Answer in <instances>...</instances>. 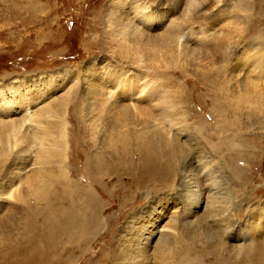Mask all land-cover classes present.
Wrapping results in <instances>:
<instances>
[{
    "label": "bare ground",
    "instance_id": "6f19581e",
    "mask_svg": "<svg viewBox=\"0 0 264 264\" xmlns=\"http://www.w3.org/2000/svg\"><path fill=\"white\" fill-rule=\"evenodd\" d=\"M108 1L101 14L107 23L109 44L116 47L113 51L115 60L111 61L112 68L106 66L103 72L89 68L84 71L89 76L84 80L87 86L83 96L78 90L79 73L63 74L61 83H56V79L50 76L48 80H32L29 83L14 79L0 86V117L7 118L0 123L2 157L19 151V146L24 142L27 144L23 152L25 156L31 157L34 152L40 165L52 163L55 166L54 171L40 166L28 176L26 164L13 169L10 176L15 187L10 195L6 192V188L11 186L5 184L8 180L0 183V207H4L3 203L14 196L22 201L23 189H27L36 204L44 202L45 208L55 211L53 216L47 217L46 222L52 227L58 217L62 219V208L68 198L70 205L67 203L65 215L70 213L69 208L72 207L83 205V208H89L91 203L103 196L105 178L127 175L126 167L131 170L132 176L136 172L141 176V172L146 171V177H142L139 187L146 191L143 195L147 193V198L153 195L152 191L157 187L167 190L172 182L179 148L181 150L180 143L173 135L187 138L185 119L188 115L198 117L202 122L201 131L206 133L211 127L230 125L234 117L244 118L246 111L248 117L250 111L262 109L258 104L255 109L253 100L263 94H250L247 90L250 84L259 85L264 77L261 26L252 24L251 16L247 15V23L250 22L251 27L248 31L243 28L240 6L227 8L225 0H161L164 6L159 10L157 2L151 0ZM253 7L254 1L247 0L243 9L249 14ZM245 40H248L246 47L242 46ZM216 60L224 63L225 71L230 70V77L224 84L217 80L223 77V73L216 67ZM185 65L195 70H210L214 76L203 73L198 76L199 82L193 83V91L185 89L174 81V78L185 77V71L182 69L179 77H173L169 72ZM68 80H73L71 89L43 104L51 95L62 91ZM69 103L74 108L73 123L68 121L65 110ZM29 131L33 132L28 135ZM220 134L217 132L208 137L215 140ZM225 141L234 142L235 139L227 136L223 143ZM215 149L219 150L220 146L216 145ZM226 151L231 161L234 151L229 148ZM5 162L7 160L2 164ZM197 168L202 175L192 173L190 168L183 177L188 198L192 197L188 202L190 205L185 202L183 207V215L187 217L193 216L195 209H200L205 202L207 208L213 207V203L203 200V191L217 192L215 174L209 175L207 167L201 163ZM207 182L210 186L202 187ZM129 185L128 190L133 195L136 192L132 189L134 184L131 181ZM150 202L153 203L152 200ZM125 205L126 202L123 207ZM165 209H161L157 215L160 216ZM262 213L261 210L255 218L252 217L253 220L246 224L247 228H242L237 238L244 241L260 236L264 232ZM115 218V215L110 216L107 224L114 222ZM78 221L70 228V233L79 232V229L75 230L76 226L82 225L86 230L85 247L106 225L103 220H93L86 214L79 224ZM204 222L203 218L198 217L192 219L189 225L201 228ZM213 222L220 227L221 234L226 237L231 235L229 222L213 220L211 224ZM38 224L36 222L33 228H37ZM131 228L137 231L139 227ZM166 232L158 227L147 231L143 247L148 240L159 234L165 236ZM91 235L93 237L90 239ZM56 238L55 235V244L49 245L51 251L57 248ZM182 247L185 250L183 262L190 264L194 246L184 240ZM263 250L264 246L260 243L248 248H236L238 258H226L221 263L239 264V256L248 255L258 258L255 260L258 264H264L261 259Z\"/></svg>",
    "mask_w": 264,
    "mask_h": 264
},
{
    "label": "rangeland",
    "instance_id": "374dc122",
    "mask_svg": "<svg viewBox=\"0 0 264 264\" xmlns=\"http://www.w3.org/2000/svg\"><path fill=\"white\" fill-rule=\"evenodd\" d=\"M151 1L157 2L159 10L164 6L161 0ZM252 1L255 7L249 14L244 10V3L247 0H225L224 4L227 8L240 6L245 26L243 28L247 31L251 27V23H247V15L251 16L252 24L261 26L264 43V0ZM108 2V0H0V86L14 79L29 83L32 80L45 81L50 76L56 79V83H61L63 74L79 73L81 77L78 90H81L80 95L83 96L87 86L84 80L89 76L84 71L89 68L91 71L103 72L106 66L112 68V62L115 60L113 51L116 47L109 44L107 23L101 14ZM247 44L248 40H245L242 46L246 47ZM216 61V67L223 73V77L217 80L224 84L230 77V70L225 71L224 63ZM178 66L169 72L173 77L175 75L179 77L184 70L186 76L174 78V81L191 91L193 83L199 82L197 79L201 74L209 73L214 76L210 70H195L190 65L180 69ZM260 81L257 86L253 84L247 86L250 94H263L253 100L255 109L258 108L257 104L262 106V109L250 111L248 117L246 111L244 118L234 117L230 125L220 124L203 133L199 118L192 114L188 115L185 119L187 138L173 135L180 143L181 150L179 148L174 162L172 182L169 183L167 190L157 187L152 191L153 195L147 198V193L143 195L146 191L139 187L142 177H146V171L141 172V176L137 172L132 176L131 170L126 167L127 175L123 177L110 175L105 178V183H102L106 192L104 191L103 196L94 201V204L91 203L92 206L89 208L84 206V209L83 205L72 207L69 208L70 213L65 215L66 205L69 204L68 198L62 208L63 217L61 220L58 217L54 227L47 225L46 222L47 217L53 216L55 211L45 208L44 202L36 204L34 197L28 195L27 189H23L22 201L16 196L6 200V203H3L4 207H0V264H184L185 250L182 247L184 240L194 246L190 264L198 262L223 264L221 261L226 258H238L236 248H248L258 243L264 246V232L256 238L250 237L244 241L237 238L242 228H247L246 224L253 220L259 211H263L261 216L264 217V77ZM72 87L73 80H68L62 91L51 95L43 104L52 98L54 100L60 97ZM206 99L211 103L208 97ZM65 110L68 121L73 123L75 114L73 104L69 103ZM4 120L7 118L0 117V123ZM220 129L221 131H218ZM32 132L29 131L28 135ZM217 132L222 133L215 140L208 137L214 136ZM227 136L233 137L235 144L228 141L223 143ZM216 145L220 146L219 150L215 149ZM19 147V151L9 155V158H3L0 153V183L8 180L5 184L11 185L10 188H6L9 195L15 187V184L12 185V175L10 176L13 169L26 164L29 169L27 176L40 166L46 167L48 171L55 169L52 163L40 165L34 152L31 157L25 156L23 152L27 147L26 143L22 142ZM226 148L235 152L232 153L233 161L227 157ZM4 160L7 162L3 165ZM72 161L74 163L71 159ZM199 163L207 167L209 175L215 174L217 192L203 191L205 198L203 200L213 203V207L207 208L205 202L200 209H195L196 213L193 216L187 217L183 215L185 213L183 207L185 202L190 205L188 202L192 197L188 198L183 177L185 171L190 168L192 173L202 175L201 171L198 172ZM200 179L202 182L203 179ZM131 181L134 184L132 189L136 191L133 195L128 190ZM207 186H210L208 182L202 185ZM116 187L118 191L114 189ZM125 202L127 206L123 207ZM164 207L166 209L158 216L157 212ZM84 214L93 220L101 219L106 222L87 247H85L87 243L83 242L86 230L79 224ZM114 215L116 216L114 222L109 221L107 224L108 218ZM198 217L205 220L204 226L191 227L189 222ZM78 219L79 225L75 230L79 229V232L71 235L70 228ZM213 220L229 222L228 231L231 235L226 237L221 234L220 227L214 225V222L211 224ZM36 222L39 224L37 228H33ZM132 226L139 228L132 231ZM157 227L167 231L164 233L165 236L156 235L143 247L146 232ZM55 235L57 248L51 251L49 245L55 244ZM92 237L91 235L89 238ZM239 257L241 264H258L255 261L258 258L248 255ZM261 259L264 261V254Z\"/></svg>",
    "mask_w": 264,
    "mask_h": 264
}]
</instances>
